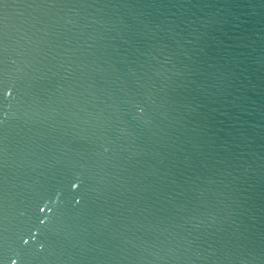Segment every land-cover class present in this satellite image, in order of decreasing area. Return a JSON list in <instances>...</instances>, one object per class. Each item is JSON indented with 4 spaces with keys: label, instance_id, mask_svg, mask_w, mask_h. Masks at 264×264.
Here are the masks:
<instances>
[{
    "label": "water",
    "instance_id": "1",
    "mask_svg": "<svg viewBox=\"0 0 264 264\" xmlns=\"http://www.w3.org/2000/svg\"><path fill=\"white\" fill-rule=\"evenodd\" d=\"M0 264H264V0H0Z\"/></svg>",
    "mask_w": 264,
    "mask_h": 264
}]
</instances>
